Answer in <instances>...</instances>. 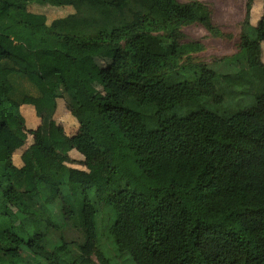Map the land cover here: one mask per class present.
I'll return each mask as SVG.
<instances>
[{"label":"trees","instance_id":"trees-1","mask_svg":"<svg viewBox=\"0 0 264 264\" xmlns=\"http://www.w3.org/2000/svg\"><path fill=\"white\" fill-rule=\"evenodd\" d=\"M258 1L264 0L247 4L242 51L248 71L228 76L229 82L255 90L254 104L231 115L216 113L215 126L225 135L222 146L193 150L188 138L208 116L206 103H223L220 74L208 65L197 67L194 82L160 74L161 62L179 57L181 34H155L180 20L210 28L204 4L0 0V191L19 220L16 225L0 200V264H113L99 246L94 175L106 176L117 165L150 191L137 205L144 243L129 210L109 204L110 236L135 264H264V18L256 26L250 23ZM32 4L74 12L48 23L45 15L29 11ZM22 33L77 50L112 48L113 62L100 72L108 95L85 85L97 108L92 121L81 113L83 103L61 52L16 42ZM127 53L151 60L128 75L123 72ZM59 100H66L79 124L74 136L54 119ZM26 105L40 119L35 130L22 114ZM177 108L194 110L168 114ZM29 137L33 143L19 168L14 154ZM72 151L83 156L86 170L67 166L75 163ZM49 153L61 169L48 170ZM60 216L77 235L72 246L63 235L50 250L51 232L62 231L55 222ZM24 253L32 256L27 262Z\"/></svg>","mask_w":264,"mask_h":264},{"label":"rangeland","instance_id":"rangeland-1","mask_svg":"<svg viewBox=\"0 0 264 264\" xmlns=\"http://www.w3.org/2000/svg\"><path fill=\"white\" fill-rule=\"evenodd\" d=\"M176 1L181 5L204 4L210 13L211 27L207 28L199 23L180 20L175 25L162 28L155 36L168 37L173 32L179 30L181 34V38L179 39L181 53L178 58H171L161 62L158 70L160 74H179L180 79L189 82H194L193 77L199 65H208L219 72L218 89L223 98V103L217 106L209 100L205 105L210 110L208 116L201 124L194 128L192 135L188 138V142L193 150H218L225 140V135L215 126L216 113L231 115L254 104L256 92L252 90L250 85H244L245 87L243 84L236 85L229 82L228 79V76L236 78L240 76V73L248 71L247 61L242 51L243 36L247 32L248 0ZM28 9L32 13L45 15L48 23L66 18L74 12L71 7L58 8L50 5L39 6L36 4L30 5ZM262 18H264V1H258L251 12L250 23L256 26ZM15 40L31 48L45 47L59 50L64 57L65 68L73 77L72 86L82 97H80L83 103V107L81 108L82 115L88 122L97 116V108L87 94L85 85L88 84L95 94L99 96L106 97L108 95L100 72L112 64L114 59L112 48L104 46L90 51L77 50L74 47L66 46L54 40L41 41L34 39L24 33L18 35ZM150 60L151 56L147 54L138 56L127 53L123 64V72L128 75L136 74L140 70L141 65ZM253 83L258 85L255 79H253ZM64 102L66 105V100ZM192 110L194 109L177 108L168 114L185 115ZM67 112L72 119L76 120L68 110ZM91 133L95 143L99 145L96 134L92 130ZM68 166L79 170H86L77 161ZM47 168L48 170L61 169V164L56 162L50 153L47 155ZM94 179L96 181L95 200L100 203L97 219L99 246L111 258L113 264H135L131 256L118 252L114 240L110 236L112 212L109 204H121L129 210L130 216L138 229L140 240L144 243L142 219L137 205L142 196L150 195V191L146 190L135 178L130 176L122 165L114 167L106 176L97 172L94 175ZM0 200L8 206V214L15 224L19 225L17 209L9 206L1 191ZM55 222L62 225V231L51 232L49 249L52 250L53 246L60 242L63 235L72 246L77 235V229L72 227L71 224H66L62 216ZM28 257L32 256L26 253L23 254V259L26 262L30 260Z\"/></svg>","mask_w":264,"mask_h":264},{"label":"crops","instance_id":"crops-1","mask_svg":"<svg viewBox=\"0 0 264 264\" xmlns=\"http://www.w3.org/2000/svg\"><path fill=\"white\" fill-rule=\"evenodd\" d=\"M253 26H255V25L253 24ZM21 111H22L23 116L27 120L28 128L35 130L40 125V119L36 116L34 108L26 105V106L22 107ZM54 119L58 125H61L64 128V130L68 136H74L78 133L79 124L77 123L76 120H74L70 117L69 113L66 110V105H65L64 100L58 101V108H57ZM32 143H33V138L29 137L27 144L22 149L18 150L14 154V158H13L14 164L17 167L21 168L23 166V162L21 160V157H22L24 151L27 150L32 145ZM77 154H79V153L76 151H72L69 153V158L75 162L76 161L79 162L80 166H81V163L84 161V158H83V156L80 157V155H77ZM46 163H47V157H46ZM68 165H70V164H68Z\"/></svg>","mask_w":264,"mask_h":264}]
</instances>
